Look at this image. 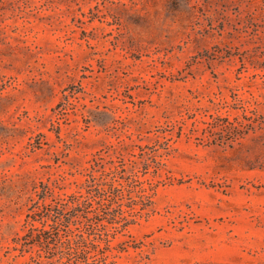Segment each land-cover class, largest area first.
I'll return each instance as SVG.
<instances>
[{
	"label": "rangeland",
	"instance_id": "rangeland-1",
	"mask_svg": "<svg viewBox=\"0 0 264 264\" xmlns=\"http://www.w3.org/2000/svg\"><path fill=\"white\" fill-rule=\"evenodd\" d=\"M94 262L264 264V0H0V264Z\"/></svg>",
	"mask_w": 264,
	"mask_h": 264
},
{
	"label": "trees",
	"instance_id": "trees-1",
	"mask_svg": "<svg viewBox=\"0 0 264 264\" xmlns=\"http://www.w3.org/2000/svg\"><path fill=\"white\" fill-rule=\"evenodd\" d=\"M236 128L234 124H230L226 129H230L231 127ZM85 239L81 235V239L79 241H72L70 239L65 240L64 244L67 245V252L65 253L67 256L71 257V260L78 261L81 257L86 256V254H89L87 252V246H85ZM93 264H98L94 262ZM100 264V263H99Z\"/></svg>",
	"mask_w": 264,
	"mask_h": 264
}]
</instances>
